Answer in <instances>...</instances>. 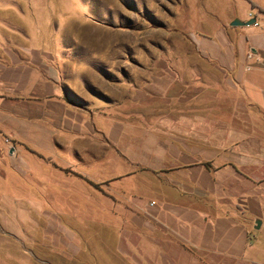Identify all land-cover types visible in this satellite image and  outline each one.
<instances>
[{
  "label": "crops",
  "instance_id": "obj_1",
  "mask_svg": "<svg viewBox=\"0 0 264 264\" xmlns=\"http://www.w3.org/2000/svg\"><path fill=\"white\" fill-rule=\"evenodd\" d=\"M159 11L150 59L90 79L41 31L0 34V197L49 220L50 252L23 260L264 264V0Z\"/></svg>",
  "mask_w": 264,
  "mask_h": 264
},
{
  "label": "rangeland",
  "instance_id": "obj_2",
  "mask_svg": "<svg viewBox=\"0 0 264 264\" xmlns=\"http://www.w3.org/2000/svg\"><path fill=\"white\" fill-rule=\"evenodd\" d=\"M161 11L152 18L148 14V0H0V34L10 30L23 36L26 29L41 31L45 35L41 43L63 51L68 70L78 67L90 79L97 77L90 72L100 60L119 61L121 56L123 62L130 61L131 56L139 61L150 59L152 54L147 53V46L158 44L164 34ZM37 44L38 40L33 41V45ZM116 45H122V53L120 49L115 51ZM83 63H88L92 71L83 69ZM3 202L0 197V264L49 263L20 258L25 252H50L46 245L50 240L45 228L48 218L38 220L34 213H19L23 207L20 198H10L9 206ZM36 223L41 225V235L34 229ZM7 224H24L27 235L19 238L11 234L14 229Z\"/></svg>",
  "mask_w": 264,
  "mask_h": 264
},
{
  "label": "water",
  "instance_id": "obj_3",
  "mask_svg": "<svg viewBox=\"0 0 264 264\" xmlns=\"http://www.w3.org/2000/svg\"><path fill=\"white\" fill-rule=\"evenodd\" d=\"M256 21L257 20H256L255 17H253V18H251V19H249L247 21H241L239 19H234L233 22H232V24L233 25H251V24H255Z\"/></svg>",
  "mask_w": 264,
  "mask_h": 264
},
{
  "label": "built area",
  "instance_id": "obj_4",
  "mask_svg": "<svg viewBox=\"0 0 264 264\" xmlns=\"http://www.w3.org/2000/svg\"><path fill=\"white\" fill-rule=\"evenodd\" d=\"M250 15H251V17H253V14H252V13H250ZM255 56H256V55H255V53H254L253 51H250V52L248 53V57H249V58H253V57H255ZM256 58H257V60H260L259 57L256 56Z\"/></svg>",
  "mask_w": 264,
  "mask_h": 264
}]
</instances>
